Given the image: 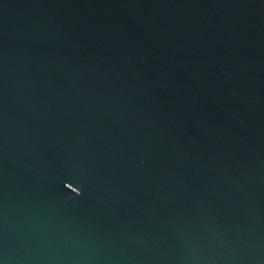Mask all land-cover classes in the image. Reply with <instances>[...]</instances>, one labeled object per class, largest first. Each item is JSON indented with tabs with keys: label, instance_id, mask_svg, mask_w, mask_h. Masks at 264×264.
Listing matches in <instances>:
<instances>
[{
	"label": "water",
	"instance_id": "1",
	"mask_svg": "<svg viewBox=\"0 0 264 264\" xmlns=\"http://www.w3.org/2000/svg\"><path fill=\"white\" fill-rule=\"evenodd\" d=\"M0 264H264V0H0Z\"/></svg>",
	"mask_w": 264,
	"mask_h": 264
},
{
	"label": "clouds",
	"instance_id": "2",
	"mask_svg": "<svg viewBox=\"0 0 264 264\" xmlns=\"http://www.w3.org/2000/svg\"><path fill=\"white\" fill-rule=\"evenodd\" d=\"M80 195V193L79 194H77V196H79Z\"/></svg>",
	"mask_w": 264,
	"mask_h": 264
}]
</instances>
